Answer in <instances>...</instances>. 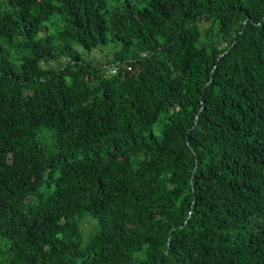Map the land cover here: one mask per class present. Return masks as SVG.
Segmentation results:
<instances>
[{"label":"trees","instance_id":"obj_1","mask_svg":"<svg viewBox=\"0 0 264 264\" xmlns=\"http://www.w3.org/2000/svg\"><path fill=\"white\" fill-rule=\"evenodd\" d=\"M0 264H264V0H0Z\"/></svg>","mask_w":264,"mask_h":264},{"label":"rangeland","instance_id":"obj_2","mask_svg":"<svg viewBox=\"0 0 264 264\" xmlns=\"http://www.w3.org/2000/svg\"><path fill=\"white\" fill-rule=\"evenodd\" d=\"M113 49L110 47H104V48H96L91 51L89 55H84L83 58L90 61L94 66H97L101 63H105L106 60H109L112 57ZM113 66L111 65H105L104 69L107 73L112 74L111 69ZM94 227V224L92 221H89L88 219L81 222V232L83 236H86L88 231H90Z\"/></svg>","mask_w":264,"mask_h":264},{"label":"built area","instance_id":"obj_3","mask_svg":"<svg viewBox=\"0 0 264 264\" xmlns=\"http://www.w3.org/2000/svg\"><path fill=\"white\" fill-rule=\"evenodd\" d=\"M111 72H112V73H115V72H116V68L113 67V68L111 69Z\"/></svg>","mask_w":264,"mask_h":264}]
</instances>
